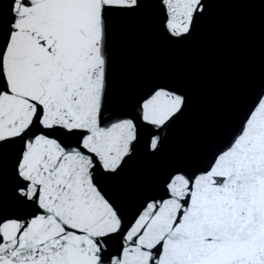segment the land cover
<instances>
[{
  "label": "snow or ice",
  "instance_id": "snow-or-ice-1",
  "mask_svg": "<svg viewBox=\"0 0 264 264\" xmlns=\"http://www.w3.org/2000/svg\"><path fill=\"white\" fill-rule=\"evenodd\" d=\"M0 264H264V0H0Z\"/></svg>",
  "mask_w": 264,
  "mask_h": 264
},
{
  "label": "water",
  "instance_id": "water-1",
  "mask_svg": "<svg viewBox=\"0 0 264 264\" xmlns=\"http://www.w3.org/2000/svg\"><path fill=\"white\" fill-rule=\"evenodd\" d=\"M212 44L219 52L220 74L226 75L247 56L258 53L260 46L259 19L240 7L222 5L217 9L210 25L202 28V34L190 49V74L199 78L201 55L204 48ZM184 129H179L181 136Z\"/></svg>",
  "mask_w": 264,
  "mask_h": 264
}]
</instances>
